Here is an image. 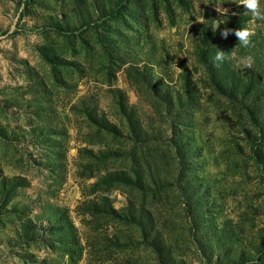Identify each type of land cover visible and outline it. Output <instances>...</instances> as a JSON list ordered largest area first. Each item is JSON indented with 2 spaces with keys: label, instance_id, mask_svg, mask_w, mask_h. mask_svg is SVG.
Here are the masks:
<instances>
[{
  "label": "rangeland",
  "instance_id": "rangeland-1",
  "mask_svg": "<svg viewBox=\"0 0 264 264\" xmlns=\"http://www.w3.org/2000/svg\"><path fill=\"white\" fill-rule=\"evenodd\" d=\"M0 264H264V18L0 0Z\"/></svg>",
  "mask_w": 264,
  "mask_h": 264
},
{
  "label": "clouds",
  "instance_id": "clouds-1",
  "mask_svg": "<svg viewBox=\"0 0 264 264\" xmlns=\"http://www.w3.org/2000/svg\"><path fill=\"white\" fill-rule=\"evenodd\" d=\"M238 4H243L246 12L250 13L253 17L257 18H264V8L261 7V0H235ZM217 12H219L221 15H223L225 9L220 8L217 6ZM228 32L227 29L221 30V35L224 36ZM235 35L238 38V41L240 42L241 46L247 45L249 40L248 37L250 35L249 31L244 28H239L235 30ZM225 58L224 53L216 50L215 55L213 57L214 61H219L221 59ZM251 58H249L250 60Z\"/></svg>",
  "mask_w": 264,
  "mask_h": 264
}]
</instances>
